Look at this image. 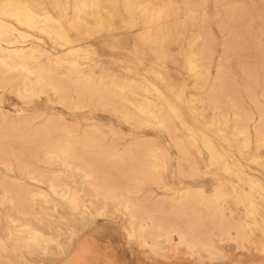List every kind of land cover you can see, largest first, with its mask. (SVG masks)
Masks as SVG:
<instances>
[{
	"label": "rangeland",
	"instance_id": "obj_1",
	"mask_svg": "<svg viewBox=\"0 0 264 264\" xmlns=\"http://www.w3.org/2000/svg\"><path fill=\"white\" fill-rule=\"evenodd\" d=\"M198 1L200 0H138L128 4L126 0H117L102 12L91 11L90 14L85 15V27L82 29L69 27L70 35L73 38H83L85 46L53 61L57 71L62 75L88 72L100 75L109 71L122 80L136 78L139 84L146 86L145 94H132L128 90H123L122 94L126 99L124 102L130 108L129 111L135 116L138 114L136 117L139 124H134L133 121L126 120L120 114L95 103H73L65 107L58 102L56 95L51 93L50 96L49 92L46 93L48 90L37 85L35 78L31 77V80L24 78L23 73L20 72L19 81L16 78L12 81L6 80L0 74V106L8 115L4 117L0 113V127L14 118L31 114L29 111L44 112L43 119L61 111L66 114L68 120L78 124L79 133L85 131L86 125L99 123L102 126L101 132L95 135L103 138L106 143L114 144L119 152L124 151L135 138L146 135L145 139L149 140L148 146H154L157 151H166L169 158L162 159L163 161L160 158L159 160L149 158V162L144 167L154 169V172H150L151 179H147L143 184V190L137 193V198L147 199V205L152 206L155 197L159 196L158 200L166 203L163 216L176 219L179 217V212L169 209L170 204L179 202L178 199L189 184L202 187L206 195L223 193L224 201L220 200V203L224 214L238 220L244 226L247 239H239L238 232L234 229L231 230L230 237H220L218 221L222 214L206 210L196 216V224L199 229L202 228L201 233L207 237L209 234H214L217 248L221 249L220 256L210 257L204 246L192 249L184 243L181 244L177 233H173L172 240L161 238L156 248L152 247L153 240L148 237V243L144 246L137 239L129 236L124 212L116 210L112 202L110 204L100 199L88 188L80 175H76L77 178L64 175L62 179L80 190H78L79 196L82 195L80 199L89 208L73 211L66 201L63 206L53 209L52 202L39 197L36 202L42 221H36L29 220L23 215L17 216L19 214L12 210V205L5 204L0 207V238L5 241L9 249L5 252L0 250V254L3 255L1 260L12 264H57L60 261L65 264V259L68 258L66 255H71L73 251L74 240L98 222L115 227L121 232L127 242L122 244L136 253L138 264H264V145L256 142L253 133L255 118L259 117L257 112L259 109L264 111V0H207V15L204 16L199 12L198 16L192 19L189 16L190 9ZM129 11H132V14ZM69 17L73 18L72 9ZM0 21V44L5 47H10L12 50L29 49L34 42H37L42 48L55 54L59 51L55 48L58 46L56 39L40 32L32 22L18 21L11 16L2 17L1 14ZM10 23L25 33L12 31ZM144 28L146 31L149 29L151 31L143 33ZM3 32H10L6 41L3 39L5 36ZM116 34H121V39H118ZM200 34L202 37L197 38ZM192 47L194 50L203 48L204 52L212 55L210 76L206 85L199 83V74L195 75L201 68L192 70L191 66L187 67L188 64L190 65ZM27 59L29 63L32 59L30 65L37 63L33 54H27ZM37 59L47 62L48 55L39 56ZM222 60L225 62L223 70L232 78L228 86L233 92H237L244 109L254 116L251 120L252 134L249 148L248 145L246 148L239 136H236L231 125L218 122L215 112L201 100V96L215 84L214 79L218 68L221 69L218 66ZM191 70L196 72L193 73ZM131 82L127 80L121 85L125 87ZM17 83L21 85L18 86ZM24 83L28 87L24 88ZM115 88L116 91L118 90L116 98L121 99L119 92L122 89ZM249 88L254 89L252 97L248 93ZM147 103L150 109L157 106L162 108V112L167 111L173 118L174 135L179 137L181 133L186 137L183 140L180 138L183 136H180L182 141L189 140L186 141L188 143L184 142L185 145L191 142L197 144L186 146L193 162L182 159V154L171 139V135L166 130L159 129L154 119L151 121L149 111L138 110L137 107L145 108ZM231 116H233L232 112H230ZM42 118L36 119L35 122L38 123ZM91 118L96 120H90ZM11 136L14 137L16 134ZM191 136L192 140H190ZM193 147H196L195 150H192ZM190 149L197 151L198 154L191 152ZM21 151L32 152L29 149ZM189 162L196 164L194 166L200 170L196 179L185 175V171L193 166ZM57 163L61 164L54 162L52 168L61 169L62 164V167H58ZM105 167L110 168L109 165ZM129 167L133 166L127 165L126 168ZM140 168L143 167L136 166V169ZM1 172L12 177L20 176L19 173L8 171L3 167ZM157 174H161L159 181ZM62 179L63 188L66 183ZM33 183L49 191L46 179ZM159 184L168 185V188L161 189ZM50 193L52 197L56 196L53 191ZM165 195L168 197L165 198ZM9 216H12V219L9 220ZM185 217L188 218L187 214L183 215V218ZM210 217H213L214 221L210 220ZM23 222L28 225L26 228L32 227L42 234L45 233L47 237L56 238L46 246L43 255H32L19 249L14 252L11 248L13 241L9 240L8 227L16 232V229L24 228Z\"/></svg>",
	"mask_w": 264,
	"mask_h": 264
},
{
	"label": "bare ground",
	"instance_id": "obj_2",
	"mask_svg": "<svg viewBox=\"0 0 264 264\" xmlns=\"http://www.w3.org/2000/svg\"><path fill=\"white\" fill-rule=\"evenodd\" d=\"M126 1L128 4H131L138 0ZM115 2L117 0H0V14L2 17L11 16L18 21L32 22L40 32L46 33L51 38L56 39L58 46L55 48L59 49L57 54H55L42 48L37 42H34L29 49L17 48L13 50L10 47H5L3 44H0V74L6 80L12 81L16 78L19 81L18 73L22 72L24 78H30V80L31 77L32 79L35 78V83L42 89L48 90L46 93L49 92L50 96L51 93L56 95L58 102L64 104L65 107H69L73 103H95L105 109L120 114L122 118L131 120L134 124H139L140 122L137 121L136 117L138 114L135 116L129 111L130 108L124 102L126 99L122 94L125 90H128L132 94H145L146 86L143 87L139 84L136 78L127 79L132 82L128 86L123 87L121 83L127 80H122L109 71L107 72L105 70L106 72L100 75H96L94 72L62 75L57 71V67L53 63L57 58L67 55L79 49V47L85 46L83 38H73L70 35L69 27L76 30L82 29L85 27V15L90 14L91 11L102 12ZM207 7V0H200L190 9L191 15L189 16L192 19L196 18L199 12L206 16ZM70 9H72L73 18L69 17ZM129 12L132 14V11ZM10 24L12 31L25 33L13 23ZM150 31V29L146 31L144 28L142 32L149 33ZM9 35L10 32H3V39L6 41ZM115 36L121 39V34H116ZM201 37V34L199 36L197 35V38ZM27 54H33L35 57L34 61L37 63L30 65L32 59H30L31 62L29 63ZM43 55H48L47 62L37 59V57ZM211 56V54L209 55L204 52L203 48L197 50H194L193 47L191 48V55L189 57L190 65L188 64L187 67L191 66L192 70L194 68H201L199 73L198 71H194L197 73H195L196 76L199 74V83H204V85L207 84L210 76ZM28 57L30 58V56ZM223 60L218 66L221 69L218 68L214 79L215 84L209 87L206 93L201 96V100L215 112V116L219 119L218 122L231 125L234 133L237 134L236 136H239L246 148L247 145L249 148L252 134L251 120L254 119V116L250 111L244 109L237 92H233L228 86L232 78L229 73L223 70L225 64ZM192 70L191 72L194 73ZM17 85L20 86L21 83H17ZM25 87H28V85L25 84ZM115 87L122 89L119 92L121 99L116 98V92L118 90L116 91ZM28 90L30 91L29 88ZM248 93L252 97L254 89L249 88ZM143 101L146 100L143 99ZM148 106L150 105L147 103L145 108L142 106L137 108L141 112L149 111L152 117L151 121L154 119L153 121L159 126V129L166 130L171 135V139L182 154H180L182 159L193 162L191 153L186 148V146L189 147L193 142L185 145L184 142L188 143L186 141H189L181 140H185V136L180 133L179 137L183 136L180 139L174 135L173 118L167 111L162 112V108L153 105H151L153 108L150 109ZM230 112L233 115L231 117ZM0 113L4 117H8L7 112L1 106ZM29 113L31 114L23 115L18 119L14 118L5 123V126L0 127V207L5 204L12 205V210H15L19 214L17 216L23 215V217L25 216L29 220L36 221H42L40 213L38 212L39 206H37L38 203L36 202L39 197L52 202L54 204L53 209H57L61 205L63 206L67 201L73 211H80L88 207L80 199V196L82 198V195L79 196L80 190L78 189V191L76 187L67 184L62 177L66 175L70 178H77L76 175H80V178L88 185V188L94 191L100 199L107 203L110 202V204L112 202L116 210L124 212L127 217L126 222L128 223L129 236L132 239H137L144 246L148 243V237L152 238V247L156 248L161 238L172 240L173 233H177L181 244L184 243L192 249L204 246L210 257L220 256L221 249L217 248L216 240L213 238L214 234H209L207 237L201 233L203 231L202 228L199 229L196 224V216L206 210H213L222 214L218 221L220 237H230L231 230L234 229L238 232L239 239H247L248 236L244 226L238 220H234L224 214L222 203H220V200L224 201L223 193L219 194L217 192L218 194L206 195L203 189H201L202 187L199 188L198 186L189 184L178 199L179 202L177 204H175L176 202L170 204L169 209L174 212H179V217L176 219H169L167 216H163L166 203L158 200L159 196L155 197L152 206L147 205V199L137 198V193L143 190V184L146 183L147 179H151L150 172H154V169H146L144 167L149 162V158H160L161 160H167L169 158L166 151H157L158 149L155 150L154 146H148L149 140L145 139L147 137L146 135L135 138L124 151L119 152L114 147V144L106 143L103 138L95 135L100 133L102 128L97 122L86 125L85 131L79 133L77 131L78 124L68 120L66 114L61 111L52 113V115L44 119L42 118L44 114L42 111H29ZM257 114L259 117L255 118L253 133L256 142L264 145V111L259 109ZM141 115L139 116L141 117ZM147 115L148 113H146ZM151 117L149 116V118ZM40 118L42 120L36 123V119ZM147 118L145 117L146 120L150 121ZM90 120L96 119L91 118ZM4 129L9 131L3 132L2 130ZM12 134H16V136L12 137ZM192 139L191 136L190 140ZM245 146H242V148ZM193 148L192 150H195ZM25 149H29L32 152L28 151V153H25L21 151ZM192 150L190 149L191 152L197 153V151L194 152ZM194 155L196 156V154ZM54 162H61L63 167L57 163L58 167L61 166L62 168H52ZM105 165H109L110 168H106ZM127 165L133 167L126 168ZM139 165L143 168L136 169V166ZM190 165L193 166L185 171V175L196 179L200 174V170L194 166L196 164L190 163ZM1 167L8 171L17 172L20 176L12 177L5 172H1ZM182 171L180 172L182 173ZM161 174H157V181L161 179ZM44 179L48 181L49 191L33 183V181L41 182ZM61 179L66 183V186L63 188L62 186L64 184L62 185ZM159 185L161 189L168 188V185ZM50 191H53L58 198L56 196L52 197ZM93 196L95 197L94 194ZM164 197L166 198L168 196L165 195ZM173 200L177 201V199ZM7 208L9 209V207ZM186 214L188 218H183V215ZM9 218L12 219V216H9ZM210 220L214 221V218L210 217ZM26 226L28 225L24 223V228L16 229V227V232H13L8 227L9 240L13 241L11 243L12 246L10 245L11 248L14 252L16 249H19L32 255H43L46 246L55 241L56 238L53 236L47 237L48 235H44L45 233L42 234L32 227L26 228ZM40 230L42 229L40 228ZM8 249L9 246L0 238V250L5 252ZM68 255L66 256L70 259V255ZM1 257H3L2 254H0V264H12L4 262L1 260Z\"/></svg>",
	"mask_w": 264,
	"mask_h": 264
},
{
	"label": "crops",
	"instance_id": "obj_3",
	"mask_svg": "<svg viewBox=\"0 0 264 264\" xmlns=\"http://www.w3.org/2000/svg\"><path fill=\"white\" fill-rule=\"evenodd\" d=\"M122 243L127 242L121 232L97 222L74 240L73 251L65 264H138L136 253Z\"/></svg>",
	"mask_w": 264,
	"mask_h": 264
}]
</instances>
